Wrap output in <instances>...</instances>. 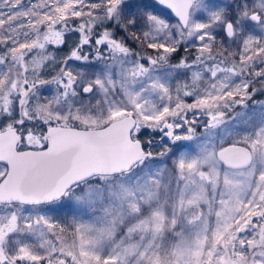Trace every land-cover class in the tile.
Here are the masks:
<instances>
[{
	"label": "snow or ice",
	"instance_id": "snow-or-ice-1",
	"mask_svg": "<svg viewBox=\"0 0 264 264\" xmlns=\"http://www.w3.org/2000/svg\"><path fill=\"white\" fill-rule=\"evenodd\" d=\"M0 264H264V0H0Z\"/></svg>",
	"mask_w": 264,
	"mask_h": 264
},
{
	"label": "trees",
	"instance_id": "trees-1",
	"mask_svg": "<svg viewBox=\"0 0 264 264\" xmlns=\"http://www.w3.org/2000/svg\"><path fill=\"white\" fill-rule=\"evenodd\" d=\"M198 131H199V129H198ZM150 136H155L156 139L159 138V135L158 134H154V133H150V132H147L145 134V138H149Z\"/></svg>",
	"mask_w": 264,
	"mask_h": 264
}]
</instances>
